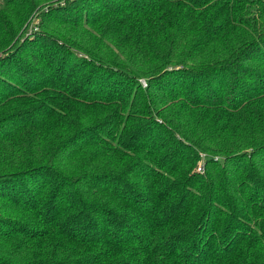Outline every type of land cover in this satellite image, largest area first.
<instances>
[{"label": "trees", "instance_id": "1", "mask_svg": "<svg viewBox=\"0 0 264 264\" xmlns=\"http://www.w3.org/2000/svg\"><path fill=\"white\" fill-rule=\"evenodd\" d=\"M15 1L0 0V54L5 55L0 58V87L6 91L0 101L23 93L19 84L27 74L22 71L26 66L31 73L26 80L28 89L33 90L35 83L50 85L56 93L54 102L62 97L75 102L58 119L64 121L62 131L84 118L97 117L98 121L70 138L72 153L63 143L50 151L44 128L39 126L27 131L26 145L19 131H10L0 140V181L5 185L4 190L0 186L1 200L22 207L18 201L28 192L31 203L28 216L19 217L8 230L0 229V264H10L2 260L5 257L18 260L22 253L36 250L40 256L33 264H264V205L255 198L259 192L248 193L243 184H232L230 179L239 171L233 169L235 163L243 165L264 154V101L259 106H254L255 100L249 103L258 92L264 95V0H133V6L115 10L120 17L110 25L95 10L87 20L102 37L90 33L95 37V54L79 57L71 50V67L70 57L53 55L48 65L59 63L53 72L41 68L42 53L29 55L37 62L35 67L17 58L13 49L20 39L16 37L35 0ZM75 4L67 9L93 7L87 0ZM61 19L72 20L69 16ZM219 19L223 22L217 25ZM79 43L86 46L84 41ZM114 48L117 53L111 57L108 51ZM90 66L94 69L83 82H74V74ZM139 76L148 78L147 88ZM112 77L115 81L109 82ZM249 80L257 81L259 89L251 87ZM229 81L233 90L225 96L222 89ZM247 86L251 89L246 90ZM32 103H16L31 108L0 117V135L3 124L12 121L34 126L35 112L43 106ZM229 113L227 126L218 128L215 116ZM190 143L219 153L224 148L242 149L224 162L209 159L208 170L218 171L207 179L208 189L196 201L186 185L190 176H182L184 163H195L186 156L187 149L194 151ZM83 152L89 155L87 161L79 160L78 174H60L50 166L52 160L65 164L71 154ZM103 158L108 160L106 171L90 170ZM259 165L254 164L256 173H251L258 182ZM50 176L60 181L59 193L51 198ZM141 176L145 177L143 185ZM22 178L28 191L18 189ZM249 180L244 182L250 186ZM138 186L145 187L143 193ZM36 193L42 195L34 197ZM230 193L235 198L243 195L247 203L232 199ZM221 201L234 208L229 227L235 232L232 242L217 246L215 227L227 211ZM46 205H51L52 212L59 206L65 211L44 224L39 219L47 217ZM218 206L217 218L209 228ZM250 208L258 211V219L247 216L252 225L242 230L244 218L238 212L250 215ZM94 214H100V222L91 217ZM94 245L99 250L93 253L81 248Z\"/></svg>", "mask_w": 264, "mask_h": 264}, {"label": "rangeland", "instance_id": "2", "mask_svg": "<svg viewBox=\"0 0 264 264\" xmlns=\"http://www.w3.org/2000/svg\"><path fill=\"white\" fill-rule=\"evenodd\" d=\"M9 1L16 2L15 0H9ZM75 1L76 0H35V7L30 12L31 14L27 18V20L23 22V25L20 28V32L18 36L16 37V39L17 38L20 39V43L17 49L16 48L13 49L17 51V58H22L24 60V63L33 65L35 67V64L37 62L31 59L29 55L33 54V52L35 53L37 52L40 54L42 53V55H44V61H43V64L41 65V68L44 70H50V72H53V70L55 71L56 68L59 66L58 62L54 63L53 65L54 67H50L48 65L53 55H57V59H61V57H70L71 59H70L69 65L71 67L73 63V55H74V54L71 55V50H73V52L76 53L77 56L86 55L89 57H91V55L95 54V51H97L95 48V43H94L95 37H93L91 34H93L94 36H99L98 38L102 39L101 34L99 35L98 32L94 30L95 26L93 27L92 25H87L88 18L93 17L92 15L95 10H97L98 15L102 16L100 18H104L106 16L103 22L106 25H110L113 22V20L120 17V15L115 13L117 10L121 9L124 5L129 6V7L133 6L131 4L133 0H87L88 6L89 5L93 6L91 9L78 8V9L68 10L67 8L70 6L76 7ZM3 4H4V1H3ZM110 9H114V11H109ZM23 10H25V8ZM90 11H91V14L88 15ZM101 11H103L102 14H101ZM62 16H69L70 18H72V20L71 21H66L64 19L60 20ZM19 20H20V17L16 18L17 22ZM73 22L81 23V25L80 24L75 25ZM103 22L101 19L98 25L100 26L101 24H103ZM220 22H223V19L222 20L219 19V21L217 22V25H220ZM248 38H249V35L245 34V39L247 40ZM79 40L84 41L86 43V46L83 47L84 45L82 43L78 44ZM22 46H23V49L18 50L19 48H22ZM116 51L114 48V50L112 49L111 51H108V52L109 54H111V57H112L113 55L117 53ZM27 54L29 58H26ZM2 57H5V55L0 54V58ZM22 69H23L22 71L24 74L27 72L25 77L23 76V79L21 81L22 84H19L20 88L23 89V93L22 94L18 93V95L16 96L8 97L4 99L3 101H0V117H3L15 110L26 111L31 108V105L16 104L20 102L30 103L32 100L33 101L32 106L38 105L39 103H41L42 104L41 106H43V108L41 107L37 112H35V120L36 118L38 119H37V122H35L34 120L35 122L34 126L33 124L29 126L28 123L23 125L24 124L23 121H20V122L12 121L13 123L10 122L8 124H3L4 131H3V134L0 135V140L3 139L4 136L8 134L10 131H14V132L19 131L18 137L19 135H21L22 136L21 143L26 145L27 139H28L27 135L29 134V132L27 131L34 130V128L39 126V127L44 128L42 131V134H44L47 138V143L49 144L50 151L52 152L55 151L57 147L63 143L67 145L68 150L70 151V153H72V149L70 148V144L68 143L70 142V138H72L76 134L77 130L79 129L88 130V128H90V126L93 124L94 121H98V119H96L97 117L94 118L92 121H88L86 118H84L83 120L77 122V126L73 128L69 127L68 129H66V131L65 130L62 131L61 126L64 125V121H61L58 119H63L62 116H65L67 114L66 113L67 108L70 105L75 104V102L68 101L67 99L63 100V97L58 101V103L54 102L53 96H56L55 95L56 93L54 92L52 93L50 85L48 86L47 85H36L37 83H35V86H34L35 88L33 90L28 89L26 85V80L30 76L28 74H31V73L29 72V68L26 66L22 67ZM93 69L94 68L90 66V67H86V69L81 73H77V74L75 73L73 77L74 82L82 83L84 78H86L89 75V71ZM115 70H118V69H115ZM262 74H264V71L261 72V75ZM109 80H110L109 82H112V81L114 82L115 78L112 77ZM138 80L142 84L143 88L148 87V78L139 76ZM249 82L250 83L248 84L251 87L253 86L254 88L259 89V87L255 86L256 83H258L257 81L249 80ZM38 86L40 87L39 90H37ZM245 89L250 90L251 88L247 86ZM232 90H233L232 81H229V83H227V85L222 89V91H224L225 96L230 94ZM5 93L6 91L4 89H1L0 87V100L4 98L2 94H5ZM258 97L261 100H258L257 99ZM258 97L249 99L250 100L249 103L255 100L254 101L255 103L253 102L254 106H259V103L264 101V95H261V93L258 92ZM10 103H13V104L8 105ZM243 103H246V101ZM249 103L247 102L246 104H249ZM210 113L213 114V110ZM225 115L224 117L222 115L215 116L214 124H219L218 128L227 126L226 123L228 122V115H230V113L225 114ZM202 116H205V115L202 114ZM51 125L54 126V129L52 130L49 129ZM18 126H22V127L18 129ZM190 144L194 151L187 149V153L188 152L189 153L186 156L188 159H192L195 163L194 165L184 163L186 166V170L184 173L182 172V176H190L191 179L188 178L189 181L188 183H186V185L190 189L193 190L194 195L192 196V199L196 201L199 199V196L208 189L206 186V183H208L207 179L210 178L211 175L215 171H218L216 168H211L210 170H208L209 159H212L214 161L224 162L228 156H233L235 154V151L239 152V151H242V149L230 151L224 148L227 146L226 144H224L223 146L219 144V146L223 147L224 149L223 148L222 149L225 150L224 153H219L213 150L206 151L205 149L198 148L193 143H190ZM83 153H78L80 155L75 153L76 155L74 157H73V154H71L72 155L71 161L66 162L65 164L58 163L52 160V162H49L50 166H52L57 172H61L60 174H66V175L78 174L76 173V171L79 169V165H78L79 160L82 159V160L87 161V158L89 155L88 152L84 154ZM29 156L30 155L27 154L23 157L22 165L25 164V161L26 159H28ZM254 164H261L257 167V171H258L257 173L260 176L258 180L260 179L259 180L260 182H258L257 180H253L251 177V173L253 174V176H254V172L256 173ZM67 165H69L70 167ZM71 167L73 168L72 169L73 171L69 172L67 168H71ZM91 168L92 169H90L89 167V169L92 171H106L109 168L108 160L106 161V158L100 159L96 161L95 167H91ZM188 168L190 169L188 170ZM233 169L236 171L238 170L239 171L237 173L236 178H230L232 181V184H237V185L243 184L245 187V190H247L248 193L250 191L251 194L254 191L255 193L256 191H258L259 195L257 196L259 197H255L258 200L257 203L264 205V154H262L257 160H255L254 158L252 159V157L250 159H247L243 165L241 164V162L235 163V166L233 167ZM245 174H248V177L250 178L249 180L251 182V184L249 183L250 186L244 182V180L248 178V177H245ZM197 175L200 176V179H196V177H198ZM166 176L171 180L174 178L173 174L172 173L169 174V172L166 174ZM49 178L53 180V182L50 184V198H51L52 194L59 193L60 181L58 180L57 177L52 178L50 176ZM140 179H141L142 185L145 184V177L141 176ZM0 186L3 190L5 189V185L3 184L2 181H0ZM26 188H27L26 179L22 178L21 184L19 185L18 189H23L25 191H28ZM138 188L141 190V193L144 192V189H145L144 186L142 189L139 186ZM40 195L42 194L36 193L34 194V197H38ZM24 196L25 197L23 199L18 201V202H21L22 207H18L16 205L10 206V204H7L4 200H1L3 198L2 196L0 197V222L5 221L7 223V225L0 223V229L5 228L8 230L12 228V224H14L15 221L18 220L19 217L29 215L27 208L31 207L30 205L31 203L27 202L28 192H26ZM230 196L234 200H237L238 198L239 199L242 198L244 200V204L247 203L243 195H240L239 197L235 198L233 194L230 193ZM56 197L57 196H54V200L56 199ZM176 198L177 197H175L172 201H174ZM26 203H27V206H26ZM221 204H222L221 208L222 209L226 208L227 211L220 215L222 221H220L218 225L215 227V229H217L218 231V236L216 237L214 236L213 240H215L214 243H216L217 246L219 245L224 246L223 244L226 245L227 243L232 242L233 235L235 232V230H232L229 227L232 211L234 214V208L227 206V204L222 201H221ZM51 205L45 206V212H46L47 217H44L43 219H39L40 217L36 215V213L34 212L32 213V215L36 219H39L44 224H46L50 220H53L57 214H60V212L65 211L61 206H59V209L52 212V210L50 211ZM229 208H231L230 212H228ZM84 210L85 208L82 209V213L84 212ZM249 210L251 212V210H255V209L250 208ZM66 211L69 213V216H72L71 208L67 207ZM218 211H219V206L216 207L215 211L213 212V220L211 221L209 228H212L213 222L217 218ZM238 213L242 216V218H244V223L241 224L242 230L248 228L249 227L248 225H252L250 224L249 222L250 219L247 216L255 218V220L258 219L257 217L258 211L251 212L250 215L248 214L246 215L244 212L243 213L238 212ZM91 217H93L96 220L95 222L101 221L100 214H94ZM60 218H63V213H61ZM225 232H226V236L222 237L225 234ZM43 236H45L44 233H43ZM21 239L23 238H20L18 240H21ZM35 242L36 241L34 240L32 241V243H35ZM71 244H73V242L67 241V245H71ZM81 248L82 250L89 249L90 250L88 251L89 253H93L99 250V247H97L96 245H94L93 247L81 246ZM42 249H44L43 251L45 253L46 249L45 248H42ZM39 256H40L39 250H36L35 252H31V253H22L18 257V260L9 259L6 257L2 260L10 264H33L37 260L36 258ZM45 260H48V259L45 257Z\"/></svg>", "mask_w": 264, "mask_h": 264}]
</instances>
